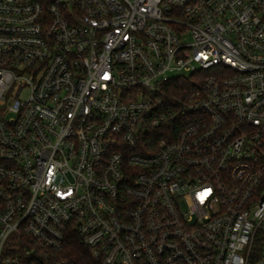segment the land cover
Masks as SVG:
<instances>
[{"label":"built area","instance_id":"2783aa9c","mask_svg":"<svg viewBox=\"0 0 264 264\" xmlns=\"http://www.w3.org/2000/svg\"><path fill=\"white\" fill-rule=\"evenodd\" d=\"M75 238L264 264V0H0V264Z\"/></svg>","mask_w":264,"mask_h":264},{"label":"trees","instance_id":"16d2710c","mask_svg":"<svg viewBox=\"0 0 264 264\" xmlns=\"http://www.w3.org/2000/svg\"><path fill=\"white\" fill-rule=\"evenodd\" d=\"M171 86L175 88V90L178 89V87L182 89L183 87L185 88L188 86V82L185 80L175 81L171 84ZM67 248L68 250L65 255V258L69 262H72L74 264H91L90 259L88 258V251L77 242L76 238L74 240L69 241Z\"/></svg>","mask_w":264,"mask_h":264},{"label":"rangeland","instance_id":"374dc122","mask_svg":"<svg viewBox=\"0 0 264 264\" xmlns=\"http://www.w3.org/2000/svg\"><path fill=\"white\" fill-rule=\"evenodd\" d=\"M178 73H176V72H171V73H169V76H174V75H177Z\"/></svg>","mask_w":264,"mask_h":264}]
</instances>
